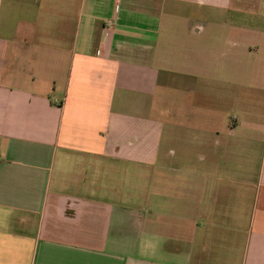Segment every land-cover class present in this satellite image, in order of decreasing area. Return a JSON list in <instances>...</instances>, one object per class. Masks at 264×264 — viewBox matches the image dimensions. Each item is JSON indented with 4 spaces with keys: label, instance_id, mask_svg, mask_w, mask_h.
Segmentation results:
<instances>
[{
    "label": "crops",
    "instance_id": "1",
    "mask_svg": "<svg viewBox=\"0 0 264 264\" xmlns=\"http://www.w3.org/2000/svg\"><path fill=\"white\" fill-rule=\"evenodd\" d=\"M0 264H264V0H0Z\"/></svg>",
    "mask_w": 264,
    "mask_h": 264
},
{
    "label": "built area",
    "instance_id": "2",
    "mask_svg": "<svg viewBox=\"0 0 264 264\" xmlns=\"http://www.w3.org/2000/svg\"><path fill=\"white\" fill-rule=\"evenodd\" d=\"M113 26H114V21H112V20L106 21V30L107 31L112 30Z\"/></svg>",
    "mask_w": 264,
    "mask_h": 264
}]
</instances>
